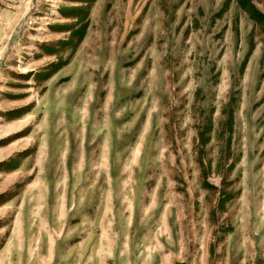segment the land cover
<instances>
[{"label":"rangeland","instance_id":"obj_1","mask_svg":"<svg viewBox=\"0 0 264 264\" xmlns=\"http://www.w3.org/2000/svg\"><path fill=\"white\" fill-rule=\"evenodd\" d=\"M0 264H264V0H0Z\"/></svg>","mask_w":264,"mask_h":264},{"label":"built area","instance_id":"obj_2","mask_svg":"<svg viewBox=\"0 0 264 264\" xmlns=\"http://www.w3.org/2000/svg\"><path fill=\"white\" fill-rule=\"evenodd\" d=\"M28 23H29V24H32V20H31V21L29 20Z\"/></svg>","mask_w":264,"mask_h":264}]
</instances>
